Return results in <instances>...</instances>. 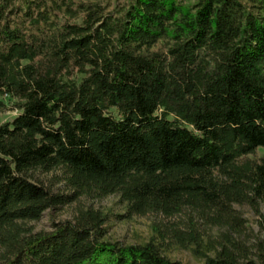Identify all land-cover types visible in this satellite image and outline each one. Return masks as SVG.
Instances as JSON below:
<instances>
[{
  "label": "trees",
  "instance_id": "obj_1",
  "mask_svg": "<svg viewBox=\"0 0 264 264\" xmlns=\"http://www.w3.org/2000/svg\"><path fill=\"white\" fill-rule=\"evenodd\" d=\"M0 264H264L242 238L264 223V0H0ZM63 171L57 192L36 171ZM122 217L159 214L149 241L107 239ZM218 228L205 238L201 225Z\"/></svg>",
  "mask_w": 264,
  "mask_h": 264
},
{
  "label": "rangeland",
  "instance_id": "obj_2",
  "mask_svg": "<svg viewBox=\"0 0 264 264\" xmlns=\"http://www.w3.org/2000/svg\"><path fill=\"white\" fill-rule=\"evenodd\" d=\"M0 113V123L10 121L17 115V110L10 108ZM260 155H264V149L259 150ZM35 175L40 181L46 185L52 186L57 192H69L63 180V171L55 170L51 172L36 171ZM92 206L101 209L109 214L108 221L106 222L107 239L110 241H120L124 244H140L149 241L153 235V225L155 223L168 224L178 218H166L159 214L149 213L147 215H134L129 218L122 217L126 213L124 203L120 201L119 196L110 195L103 198H89L86 196L81 197L78 201L64 206L60 209L49 210L37 221H29L26 226L32 228L35 232L51 231L53 229V222H60L66 220H74L78 207ZM237 209L242 213L243 217L248 221L249 229L243 234V240L250 246L254 247L256 237H259L264 242V223L260 225L258 216L254 210L248 205H238ZM204 231L205 238L214 237L219 234L220 230L216 227L211 228L201 225ZM166 254L172 259L180 260L184 264H203L204 260L193 254L190 248L182 247H169L166 248Z\"/></svg>",
  "mask_w": 264,
  "mask_h": 264
}]
</instances>
